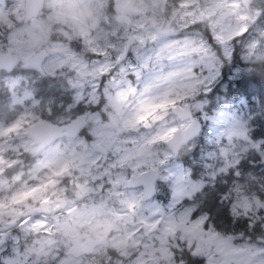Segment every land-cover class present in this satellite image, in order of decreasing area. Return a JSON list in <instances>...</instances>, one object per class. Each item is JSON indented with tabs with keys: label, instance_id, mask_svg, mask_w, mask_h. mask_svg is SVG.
Listing matches in <instances>:
<instances>
[{
	"label": "rangeland",
	"instance_id": "374dc122",
	"mask_svg": "<svg viewBox=\"0 0 264 264\" xmlns=\"http://www.w3.org/2000/svg\"><path fill=\"white\" fill-rule=\"evenodd\" d=\"M12 1L13 4L1 2L0 21L9 29L6 42L2 43L3 51L22 63L34 54L46 36L56 33L89 56L87 59L63 45L62 41L54 40L46 46L49 57L42 69L45 77L58 75L60 81L74 89L68 104L55 107L54 113L60 115L56 124L74 116L71 109L78 103L83 108L89 107L86 134L90 141L104 148L106 156L102 161L101 154L92 151L87 140L79 135L60 138L37 151L26 131L35 123L46 122L38 119L34 112L48 114L49 108H41L32 100L30 73L8 76L6 85L12 102L21 105L27 102L26 110L19 117L6 124L0 123V226L16 222V228L7 237L0 236V253L9 251L10 258H0L5 259L6 264H93L98 255H106L104 250L81 260L61 255L65 237L78 234L94 239L110 236L109 245L116 256H129L126 248L131 247L136 249L135 256H157L163 264H172L170 258L177 247L184 249L187 256L188 249H192L191 257L204 259L206 264L209 261L264 264V245L237 241L235 237L219 235L211 228L201 235L198 228L188 229L179 223H170L174 212L173 192L182 191L185 195L181 199L189 197L215 177L208 172L204 176L212 175L211 180H192L188 169L174 161L164 146L173 129L187 125L186 121L177 120L170 114L172 106L190 103L193 117L205 124V137L214 145L211 154L222 146L225 137L219 134L228 128L238 131L227 143L240 153L250 151L248 144L241 143L240 136L241 132L249 130L248 116L235 111H217L208 116L203 109L195 107L203 100L199 81L209 71L217 74L210 82L209 90L219 81L220 56L228 58L230 44L226 48L220 47V56H215L205 41L193 35L180 40L154 41L147 49L138 45L130 49L129 63L133 67L132 61L136 64L139 78L132 73L113 82L111 77H102L99 71L93 70L96 61L107 64L104 57L96 53L107 52L111 58L125 42L127 29L115 20L113 25L104 24L108 4L112 5L115 16L124 14L133 19L132 36L139 41L150 35L148 23L162 26L166 16L171 15L168 0H94L93 5L83 0H48L45 17L24 26H11L9 16L14 17L17 6L15 0ZM194 1L185 0L184 6ZM237 3V0H206L198 10L193 8L191 19L186 23L203 19L230 41L232 36L245 29V14L239 12L235 19H222L221 14L225 8L231 11L230 5ZM253 7L264 9V0H254ZM149 37L151 39L152 35ZM240 57L246 63H264V26L257 29L254 38L247 40ZM191 69H195V75ZM239 71L240 68H233L230 73L234 76ZM170 101L176 103H166ZM23 116L35 122L24 127ZM221 118L227 122L220 123ZM20 153L29 154L28 164L18 158ZM222 167L219 162L214 169L219 172ZM148 168L159 170L158 185L155 197L143 202L141 191L127 188L126 183L131 173ZM197 184L200 186L195 187ZM74 191L82 194L83 200L71 197L57 214L27 220L18 218V213L43 201L56 199V207L57 199H62L60 196L66 193L72 196ZM233 194L234 201L242 207L263 206L254 196ZM180 256L181 251H175V257Z\"/></svg>",
	"mask_w": 264,
	"mask_h": 264
},
{
	"label": "trees",
	"instance_id": "16d2710c",
	"mask_svg": "<svg viewBox=\"0 0 264 264\" xmlns=\"http://www.w3.org/2000/svg\"><path fill=\"white\" fill-rule=\"evenodd\" d=\"M236 47L232 48L228 58L223 59L222 56L217 54L220 56V61L222 60V65L219 68L220 77L207 95H202L203 100H205L203 111L208 116L217 111L241 113L248 116V131L264 132V63L244 62L240 57L241 51ZM233 68H240V71L234 76L230 73ZM21 72L23 71L18 69H13L10 73L0 71V123L6 124L15 120L20 116V113L26 110L27 101L22 103L23 105L14 104L6 85L8 76ZM53 82H55L53 78L48 80L42 78L37 80L36 85L30 89L32 97H40V99L44 97L42 100L38 99L40 103L36 102V105L41 108L43 106L49 108L48 114L35 111L37 118L56 124V120L60 115L54 113V109L58 104L63 106L68 104L69 98L65 94H60L59 86ZM72 111V114L76 113L75 108L71 109ZM21 120L24 121V127L35 122L29 121L26 116H23ZM214 150V145L205 137V124H202L197 137L182 146L173 159L188 169L192 180L201 178L206 181L204 175L209 172V167L214 168L219 163L209 155ZM244 155L252 156L254 154L247 151ZM18 158L21 159L23 164H28L31 160L28 153H20ZM210 160L211 164L209 163ZM260 172V168L255 170V174L251 170L248 171L245 174L244 182L238 186L229 183L227 175L220 176L218 179L215 176L211 182H205L200 189L187 197L189 206L208 213L212 223L215 224V227H211L215 233L235 237L237 241H249L264 245V224L249 229L243 219L234 221L232 218L234 214L227 211L229 207L228 200H225L223 204L220 200V196L223 194L234 201L235 195L233 193L237 192L244 196H254L261 203L259 197L264 196V180L259 178ZM184 254L187 255L186 251H181V256H186Z\"/></svg>",
	"mask_w": 264,
	"mask_h": 264
},
{
	"label": "flooded vegetation",
	"instance_id": "af4514ba",
	"mask_svg": "<svg viewBox=\"0 0 264 264\" xmlns=\"http://www.w3.org/2000/svg\"><path fill=\"white\" fill-rule=\"evenodd\" d=\"M2 1L5 4H8V3L13 4L12 0H0V8H1V2ZM47 1L48 0H41L40 9L36 12V14L29 17L27 20H24L23 0H15V4L17 6L15 7L16 9H15V12L13 13L14 17L12 15L9 16V21L11 23V26L12 25H15V26L31 25L33 21H37L41 18H44L45 13L47 12V8H46ZM83 1H85V3H87L88 5H93V3H94V0H83ZM253 1L254 0H251L247 6H244L241 4V0H237V2H238L237 4H231L230 5L231 11H229L227 8H225L222 12V14L227 13L226 18L229 17L232 19L233 18L235 19V14H237L239 12H243L245 14L246 21H247V24L245 27L248 29L247 34L243 38L236 40L234 43H229L230 44V52H231L232 48H234L235 46H237L236 48L239 51H242L247 40L249 38H254V36L256 35L257 29L260 26H264V16L260 15L261 10H264V9L263 8L262 9H256L255 7H253ZM3 2H2V4H3ZM168 2H169L168 8H170V7L172 8L169 11L170 12L169 14H171V15L168 17L166 16L162 26H157L156 24H153L151 22L146 25L147 28L149 29V33H150L149 36L152 35L151 39L153 41L150 39L149 36L141 37V40H139V41L137 39H135L132 36V31H131V21L133 19L130 16L124 15V14H118L115 16L113 14V8H112V5L110 3L108 4V6L104 12V24H108V22H109L110 24L113 25L114 20H115V21H117V23L119 25H122L125 29H127L126 34H125V40L129 36L132 37V39H134V43H132L130 45L128 51H130V49L132 47H136L138 45L141 47V49H147L154 41H159L161 39H173V40L177 39V40H180V39L186 37L187 35H191V36L193 35L194 37H196L200 40H203L208 44L209 26H208L207 21L201 19L198 21H192L190 23H186V21L191 19L190 15L192 14V11L194 10L193 8H196L198 10L199 8H201L206 3V0H195L191 5H185V6H184L185 0H168ZM119 16L127 17L128 23L119 22L118 21ZM175 18L178 19L177 20L178 23H181L183 25L182 26L178 25L177 21L174 20ZM226 18H222V19H226ZM2 24L3 23H1V21H0V53H9L7 51H3V49H2V45H3L2 43L6 42L7 32L9 31V29H7L6 26L4 27ZM101 26H103V25H101ZM60 29L62 31H65L64 28H60ZM170 32L172 35L170 34ZM54 40L55 41L60 40V41H62L63 45H67L68 47H70V49H72L74 51H78V53L82 56H85V57L87 56L86 54H84L80 50V48H78V46L76 44L72 43L71 41L65 40L64 37H61L60 35H58L56 33H51L50 35L46 36L39 43V45L36 47L34 54L30 57V58H32L35 55H37L39 52H42L44 54V58L42 59L40 64H32L29 68H22L21 65L25 61L20 63L17 60V63L13 66V69L21 70L24 73H30V76L32 77L30 80L31 87L36 85L37 79L38 80H41L42 78L45 80H48L51 78L55 79V82H53V83L56 84L57 86H59V88H60L59 93L67 95L69 98V102H70V100H72L71 96H72V93L74 92V89L67 87V85H65V83L63 81H60V77L58 75H56V76L54 75L52 77H45V75L43 73V69H42L43 66L42 65L46 61V59H48V57H49V52L46 50V46L51 41H54ZM140 41H143V46H141L139 44ZM123 46H124V44H123ZM210 48H212L213 51L215 52V56H217V54L220 53V47L212 46ZM9 54L12 55L11 53H9ZM86 58L89 59V56H87ZM39 69H40V71H39ZM218 80H219V78H218ZM73 97H74V95H73ZM43 98L44 97H42L40 99V97H34L33 96L32 100L35 103H36V101L40 103V101H38V99L42 100ZM88 108H83L81 106V104L78 103L76 105V108H75L76 113L74 115V116H77L80 114L86 115L85 116V126L79 132L78 135L84 137L85 140H87V144L90 141V139H88V136H87L86 130H85L86 129V118H87L88 110H89ZM74 116H72L71 118H73ZM64 123H66V122H64ZM64 123H62V124H64ZM62 124H56V125H62ZM158 173H159V170H158ZM157 180L154 182V189H155L154 195L151 198H149L143 202H149L150 200H152L155 197L156 189H157L156 187L158 185ZM135 188H137L141 191L140 187H135ZM74 194H75V191L73 192L72 196L69 193H66V194H63L62 196H60L59 198L64 199L65 205L56 212L53 211L55 208L54 202L56 199H53V200L49 201L50 202L49 212L47 214H38L35 216H31V215L22 216V214H24L28 210L27 209L26 211L18 213V218H22L23 220H27L30 218H36V217H40V216H49L51 213L57 214L60 210H62L66 206L67 200L70 199L71 197H74ZM75 200H77V199L75 198ZM79 200H83L82 194H81V198ZM79 200H77V201H79ZM0 227L5 228L3 231H0V236L2 238H5L9 235L8 234L9 232L13 231L16 228V222L11 223L9 225L7 224L6 226H0ZM109 237L110 236L95 237V239H104V240L99 242L97 245H95L90 254H81L78 256H74V255L69 253V247H70V243L72 240L76 239L78 241H83L85 239H94V238L93 237L82 238V237H79L78 234L77 235H69V236H66L65 239L63 240L62 249L59 253L63 256L65 255V256L70 257L72 260H75V259L81 260V259L92 258L93 256H95L96 253H98L101 250H104L106 252V255H101V254L98 255L96 258V262H94L93 264H163L160 257H157V256H154V257H151V256H146V257L135 256L136 249H132L131 247L126 248L130 252L129 256H120V255L116 256L113 252V249L110 248ZM170 259H171L170 260L171 262H169V263H172V264H189L190 257L186 255V256L175 257V259L172 257ZM191 259H199V258L191 257Z\"/></svg>",
	"mask_w": 264,
	"mask_h": 264
},
{
	"label": "snow or ice",
	"instance_id": "6c2138e0",
	"mask_svg": "<svg viewBox=\"0 0 264 264\" xmlns=\"http://www.w3.org/2000/svg\"><path fill=\"white\" fill-rule=\"evenodd\" d=\"M260 15L264 16V10H261ZM208 32L209 47L217 46L226 48L228 43H234L236 40L243 38L247 34L248 29L245 28L237 35L232 36L230 41L214 31L211 26H209ZM96 55L103 56L105 61H107V64H103L100 61L94 62L95 67L93 70L99 71V74L102 77H111L113 82H115L118 77H126L127 75L134 73L135 77L137 79L139 78L140 73L136 70V64L132 61V63L135 65L133 67L129 63V61H131L132 52L128 50L117 49L116 54L111 58H109L107 52L96 53ZM101 69L104 70L101 71ZM190 71L193 75H195V69H191ZM216 77L217 74L213 71H209L208 74L203 75V78L199 81L200 86L203 89V95H207L209 91V84L214 79H216ZM166 103L175 104L176 101H170ZM203 105L204 101L201 100L195 105V107L202 110ZM219 122L226 123L227 121L221 118ZM191 123L194 127L198 128V125L195 121H191ZM173 131H176V129H173ZM236 131H238L236 128H228L219 134L221 137H225V140L221 141L222 146L217 149L216 153L209 155L210 157L219 160L223 167L219 172H216L214 168L209 167V172L212 175H215L217 179L220 176L227 175L228 182L232 183L233 186H238L244 182L245 174L248 171L251 170L255 174V170L260 168L261 172L259 173V178L264 180V132L243 131L240 133L241 143L248 144L250 146V151L254 154L252 156H245L243 153H240L237 148H234L227 143L228 140L233 139V135ZM209 163L211 164V160ZM224 169L227 170L226 173ZM212 175L207 176L206 179L211 180ZM193 179L195 178L193 177ZM199 186V184L195 185V187ZM184 195L185 194L179 190L173 192L172 206L174 212L170 223H179L188 229L198 228L201 235L208 232L211 227H215V224L212 223L208 213L201 212L189 206L187 196L181 199V196ZM220 200L221 204H223L225 200H228L229 207L227 211L234 213L232 216L234 221L243 219L246 222L247 228L249 229L255 228L257 225L264 224V206H254L253 209L242 207L233 201L229 196H225L223 194L220 196ZM259 200L262 204H264V196L259 197ZM253 221H255V223H253ZM154 222L155 221H153V223ZM21 223H24V221L22 220ZM181 243L187 242L182 241ZM183 250L184 249L177 247V249L174 250L173 258L175 259V251ZM188 252L190 256L189 264H206V260L204 259H191V256L194 254L192 249H188ZM0 257L10 258V252L5 251L4 253H0ZM0 264H6L5 259L0 258ZM207 264H216V262L209 261Z\"/></svg>",
	"mask_w": 264,
	"mask_h": 264
},
{
	"label": "water",
	"instance_id": "95a60500",
	"mask_svg": "<svg viewBox=\"0 0 264 264\" xmlns=\"http://www.w3.org/2000/svg\"><path fill=\"white\" fill-rule=\"evenodd\" d=\"M250 1L251 0H241V4L247 6ZM40 6L41 0H23L24 20H27L32 15H35L40 9ZM226 16L227 13H223L221 15L222 18H226ZM118 21L128 23V18L125 16H119ZM132 43H134V39H132L130 36L127 37L122 50H129V47ZM139 44L143 46V41H140ZM43 58L44 54L39 52L34 57L26 60L21 65V67L29 68L32 64H40ZM16 63L17 60L9 53H0V71L10 73ZM169 112L177 120L187 122L185 127L180 126L176 129V131H172L170 136L164 141V146L167 148L170 155L174 157L182 146L186 145L188 142L197 137L201 130L202 124L199 120L193 117L189 102H181L178 105H174L170 108ZM85 116V114L74 116L62 125L50 124L47 122L35 123L27 129L26 134L30 139L31 144L36 146L37 151H40L60 138L76 137L85 126ZM191 121H195L198 125V128L194 127ZM88 145L92 151L101 154L103 161L104 157L106 156V151L104 148L100 144L93 141H89ZM157 178V168H148L140 173L133 172L128 178L126 187H140L141 201H145L154 195V182L157 180ZM74 197L79 200L81 198V194L78 193V191H75ZM57 203L58 205L54 208V212L58 211L65 205V201L63 199H57ZM49 204V201H43L38 206L29 208L24 214H22V216L47 214L49 212ZM4 229V227H0V231H3ZM103 240L104 239H85L83 241H78L74 239L70 243L69 253L74 256L90 254L93 247Z\"/></svg>",
	"mask_w": 264,
	"mask_h": 264
}]
</instances>
